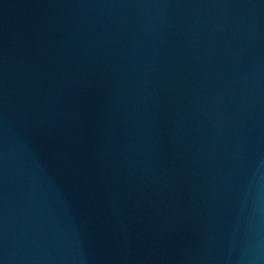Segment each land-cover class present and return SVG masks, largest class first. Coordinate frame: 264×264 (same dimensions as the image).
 <instances>
[{"label": "water", "instance_id": "1", "mask_svg": "<svg viewBox=\"0 0 264 264\" xmlns=\"http://www.w3.org/2000/svg\"><path fill=\"white\" fill-rule=\"evenodd\" d=\"M132 264H264V0H170Z\"/></svg>", "mask_w": 264, "mask_h": 264}]
</instances>
